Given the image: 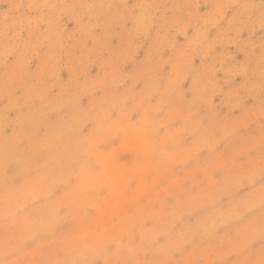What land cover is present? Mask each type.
<instances>
[{
  "label": "rangeland",
  "instance_id": "374dc122",
  "mask_svg": "<svg viewBox=\"0 0 264 264\" xmlns=\"http://www.w3.org/2000/svg\"><path fill=\"white\" fill-rule=\"evenodd\" d=\"M0 264H264V0H0Z\"/></svg>",
  "mask_w": 264,
  "mask_h": 264
}]
</instances>
